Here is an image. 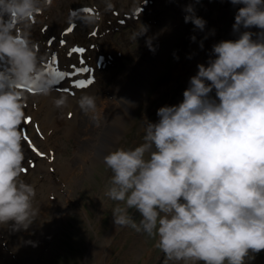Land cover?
I'll list each match as a JSON object with an SVG mask.
<instances>
[{"label": "clouds", "instance_id": "9594fccd", "mask_svg": "<svg viewBox=\"0 0 264 264\" xmlns=\"http://www.w3.org/2000/svg\"><path fill=\"white\" fill-rule=\"evenodd\" d=\"M229 2L240 6L232 26L238 38L212 45L182 101L158 108L155 122L145 120L142 143L104 156L112 173L104 195L117 202L114 226L157 238L166 264H247L264 251V0ZM51 4L0 0V229L12 232L27 231L36 215L35 188L21 179V126L25 91L48 95L56 84L30 39L32 22ZM182 11L186 24L205 29L192 3ZM66 103L54 99L57 108ZM77 103L85 115L97 110L91 94Z\"/></svg>", "mask_w": 264, "mask_h": 264}, {"label": "rangeland", "instance_id": "374dc122", "mask_svg": "<svg viewBox=\"0 0 264 264\" xmlns=\"http://www.w3.org/2000/svg\"><path fill=\"white\" fill-rule=\"evenodd\" d=\"M159 1L111 0L113 7L107 9L105 0H52V4L44 8L32 22L30 39L37 45L41 64L42 61L47 64L52 62L53 55L57 56L58 53L55 48L64 50L65 61L71 65V69L73 67L87 69L81 73V80L85 82L91 80L90 84L95 83L98 90L109 89L111 106L108 110L101 107L100 116L103 114H106L105 118L113 116L117 112L113 107L120 103L125 105L126 114L122 115V126L115 129L118 139L106 140L108 149L105 154L98 158L89 151L93 147L86 148L79 157L81 159L77 160L80 164L77 169L67 168V160L60 164L61 161L58 159L61 157L59 154L68 160L74 156L76 144L72 136L66 138L58 128L45 139L50 145L52 156L55 153L57 169L72 174L69 184L58 191L64 206L59 210L58 216H55L56 205L52 203L55 197L49 189L40 186L42 182L49 184L51 179L39 172L36 181L31 183L36 193L33 201L36 212L34 223L27 231L12 232L0 229V234L7 241L13 243V246L17 244L12 257L10 256V264H166L164 254L155 246L157 238L149 237L131 227L126 229L127 227L114 226L112 209L117 202L104 195L105 186L112 175L111 170L104 165V156L118 147L132 148L142 143L145 120L155 122L158 119L156 115L158 108L182 101L183 91L189 82L187 77L195 75L198 71L194 63L200 51L208 48L210 50L208 55H211L214 43L237 39L239 34L233 32V23L228 21L229 16L230 19H234L238 6L232 9L229 7L230 3L220 0H199L198 3L196 0H163L167 9L179 7L175 13L176 23L171 33L168 34V30L163 33L167 27V14L157 9ZM189 3L194 5L196 14L207 21L206 32L184 22L185 13L182 9ZM220 7L225 8L222 15L218 13ZM76 14L77 18H73ZM78 18L83 20L77 21ZM87 20L90 21V25L82 23ZM78 25L81 36L79 32L73 38L65 37L68 32L72 33L78 28ZM143 25L147 27L145 34L146 29ZM251 31L259 30L253 28ZM156 33L166 38L165 43L168 46L163 48L159 45L154 46V49H157L156 53L151 51L144 55V52L147 54L149 50L147 41L149 39L151 41ZM133 34L142 36L135 40L132 39ZM192 36L196 37L195 42L190 39ZM201 41L203 48L200 47ZM74 49L83 51H73ZM161 50L164 51V55L159 56L158 52ZM89 61L95 64L89 67ZM136 65L145 67L143 70L145 73L141 78L140 87L129 91L130 99L125 101L112 88L124 75L127 67L131 70ZM71 87L70 82L65 88L69 90ZM88 87L89 84L79 88L86 91ZM58 92L65 98L74 94L68 91ZM25 96L26 106H35L42 94L25 92ZM75 111L80 114L79 105L73 108V112ZM72 116L66 117L67 120ZM26 121L23 126L26 128L25 135L29 136L24 142L42 149L38 143L44 137L37 127L33 126L35 124L33 116L28 115ZM32 139L37 141L38 146L32 143ZM86 144L89 145L88 142ZM58 146L62 150L60 153L53 151ZM23 149L24 153L30 152L26 146ZM33 150L38 155H43L38 149ZM32 156L23 162L24 176L21 179L26 183L36 176L31 168L38 162L42 163L40 156L35 153ZM50 158L53 161L51 156ZM45 171L50 175L55 170L52 165L45 164ZM53 179L60 183L56 173ZM45 205L47 206L45 214H38ZM129 214L139 223L141 216L135 209H129ZM52 226L56 229L48 233ZM5 230L9 232L10 238L4 234ZM111 232L114 234L113 238L104 244L102 239L104 241L106 239L104 237L109 236ZM7 241H3V249ZM2 261L7 264L6 259L3 258ZM167 264L173 262L168 261ZM247 264H264V251L256 254L255 259L249 260Z\"/></svg>", "mask_w": 264, "mask_h": 264}, {"label": "bare ground", "instance_id": "6f19581e", "mask_svg": "<svg viewBox=\"0 0 264 264\" xmlns=\"http://www.w3.org/2000/svg\"><path fill=\"white\" fill-rule=\"evenodd\" d=\"M133 2H136L138 0H132ZM178 1V0H177ZM220 2H227L230 3L229 0H220ZM231 4V3H230ZM229 7H231L232 9H234V6L231 4L229 5ZM238 7H240L238 5ZM157 9H161L162 13L167 14V27L164 28L163 33L168 30V34L171 33L173 27L175 26L176 20H175V13L178 12L179 7L174 8V9H167L164 6L163 0L159 1V5L157 7ZM225 8L220 7L218 9V13L219 14H223L224 13ZM78 14L74 15L73 18H77ZM73 18H71V20H74ZM231 17H228V21L232 22L234 24V19H230ZM79 20H83V18H78L77 21ZM87 23L88 25H90V21H84L82 23ZM77 23V22H75ZM204 32H206V30H203ZM80 32L79 29V25L78 28L74 29V31L72 33L68 32L67 35H65V37H70L73 38L74 36H76L78 33ZM80 36H81V32H80ZM156 36V37H155ZM155 36L152 38L151 40V45L154 48V46L157 47V45H159L160 48H163L165 46H168L167 43H165L166 38L163 37L161 34L156 33ZM55 50L58 52V57H59V64L64 69H66L67 71V77H69L72 74V71L75 67H73L71 69V65H64L65 61H64V55L65 52L64 50L59 48H55ZM157 49L154 51V53H156ZM210 50L208 48H203L200 51V54L197 58L196 63H194V66L197 67L198 64L200 63H207V60L209 58L210 55H208V52ZM148 53L146 54V52H144V55H148L151 51L148 50ZM159 56L164 55V51L161 50L160 52H158ZM95 63L93 61H89L88 65L89 67L93 66ZM44 68H47V64L45 65ZM145 69V67H138V65L135 66V68H132L131 70H129V67H127L126 72L124 73V75L121 76L120 80L118 81V83L112 88L114 91H116L118 93V95L125 101H129L130 99V94L128 93L129 91H132L136 88L140 87L141 84V78L143 77L145 71H143ZM129 70V71H128ZM80 74V72H79ZM176 74V73H174ZM191 76L187 77V81H189V78ZM73 79L71 78L70 80H66L64 83H60L59 87H65L68 86V84L72 81ZM76 85V84H75ZM72 85L71 83V88L68 90L69 92H74L73 96L66 98L67 103L65 106L61 107V108H57L54 104V99L55 98H60L63 97L57 90H51L50 93L48 95H43L39 96L38 101L36 103L35 106H26L25 110H26V116L28 115H32L35 124L33 126H36L37 129L42 133V136L44 137V139L40 140V142L38 143L39 146L42 147V149L39 148H35L32 146H29L26 142H24L23 140V148L26 146V148H29L30 152H26L25 154V159L24 162L26 160V158L29 157H33L32 154L38 155V153L33 150V149H38L41 153H43V155H41L40 157L42 158V163L38 162V164L34 167L31 168L32 170L35 171L36 176L29 182V184L34 183L36 181L37 175L40 172L41 174H45L48 175L51 179V182L49 184H46L45 182L40 183V186L43 189H49L52 193V195L55 197L54 201L52 202L53 205H56V209L54 210V215L58 216L59 214V210L63 209L64 203L63 200H61L59 198V194L58 191L60 188L65 187L69 184L70 179L72 177V174L70 175L69 171H63L60 169H57V164L55 163L56 161V157L52 156L51 153V148L50 145L48 144V142L45 140L47 137L51 136L54 133L55 129H60L61 132H63L64 136L66 138L72 136L74 139V143L76 144V150H75V154L74 156L68 160L67 157H64V155H58L61 156L60 158H58L61 162L60 164H64L65 161L66 163V167L72 169L74 167V169H77L80 167V164H78L77 160H80L81 158L80 155L82 153L85 152L86 148L89 147H93L90 148L89 151H91L92 153H94V156H97L98 158H100V155H104L106 150L108 149V144L106 142V140H111V139H118L116 133H115V129H117V127H120V125L122 126V115L126 114L125 113V105L123 104H117V106H114L113 108H115L117 110V112L109 117V118H105L106 114H103L102 116H100V112H101V107H106L107 110L109 109V107L111 106V102L109 101V89L107 90H98L96 84H89V87L86 91H82V88H77V86ZM82 93H88L91 94L93 93V96L96 97V101H97V110L94 114H89V115H85L82 111H80V114H78V112H73V108H75V106H78V99L81 96ZM112 93V92H110ZM73 115V116H72ZM95 115L96 120L93 121L91 119V116ZM68 116H72L70 120H67L66 117ZM22 128H23V132L26 131V128L23 126L22 124ZM29 136V134H28ZM89 143L86 144V143ZM32 143L36 146L37 145V141L32 139ZM97 146H101V148H97ZM32 148V149H31ZM25 150V149H23ZM53 151H57L58 153H60L61 147H56L55 149H53ZM34 152V153H33ZM50 156L53 158V161H51ZM45 164L47 166L52 165L54 168V173L52 174H48L49 172L45 171ZM57 175L58 180L60 183H58L57 180L53 179V175ZM24 175L21 174V177H23ZM48 177V180H49ZM54 183V184H53ZM48 198V197H47ZM66 199V197H64V200ZM51 200V199H50ZM42 208H40L41 210ZM47 210V206L45 205L44 209H42L38 214L40 215H44L45 212ZM38 212V211H37ZM129 227H127L126 229H128ZM56 227L52 226L49 230L48 233L53 232V230H55ZM6 235L9 234V232L7 230L4 231ZM1 233V232H0ZM113 233L111 232L109 234V236H106L104 238H106L104 241L102 239V242L104 244H106L107 242H110L111 239L113 238ZM8 238H10L11 236L8 235ZM4 238L1 234H0V264H5L6 262H1V260L4 258L7 260V264H10L11 262V257H12V253L14 252V250L17 248V244L15 243V246H13V243H10V241H7V239ZM3 241H7V245L6 247L3 249L2 248V244ZM23 242V241H22ZM26 243V241H25ZM2 250H4L2 252ZM149 254V253H147ZM11 256V257H10Z\"/></svg>", "mask_w": 264, "mask_h": 264}, {"label": "snow or ice", "instance_id": "6c2138e0", "mask_svg": "<svg viewBox=\"0 0 264 264\" xmlns=\"http://www.w3.org/2000/svg\"><path fill=\"white\" fill-rule=\"evenodd\" d=\"M73 51H83V50L74 49ZM84 71H87V69L86 68H82V69H79V70L74 69V72H84ZM91 82H92L91 80H88L87 82H85L83 80H79V81H77L75 86H77V87H86L87 84H90ZM26 122H30V121H26ZM25 139H27V138L25 137Z\"/></svg>", "mask_w": 264, "mask_h": 264}, {"label": "trees", "instance_id": "16d2710c", "mask_svg": "<svg viewBox=\"0 0 264 264\" xmlns=\"http://www.w3.org/2000/svg\"><path fill=\"white\" fill-rule=\"evenodd\" d=\"M70 249H72V247L70 246Z\"/></svg>", "mask_w": 264, "mask_h": 264}]
</instances>
